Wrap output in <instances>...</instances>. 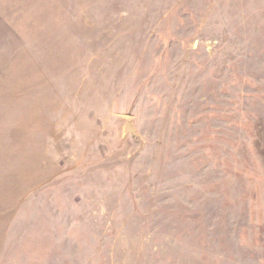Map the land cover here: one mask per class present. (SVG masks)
Here are the masks:
<instances>
[{
  "label": "rangeland",
  "instance_id": "rangeland-1",
  "mask_svg": "<svg viewBox=\"0 0 264 264\" xmlns=\"http://www.w3.org/2000/svg\"><path fill=\"white\" fill-rule=\"evenodd\" d=\"M0 264H264V0H0Z\"/></svg>",
  "mask_w": 264,
  "mask_h": 264
},
{
  "label": "water",
  "instance_id": "water-1",
  "mask_svg": "<svg viewBox=\"0 0 264 264\" xmlns=\"http://www.w3.org/2000/svg\"><path fill=\"white\" fill-rule=\"evenodd\" d=\"M126 131H130V128H129V126H128V125L126 126Z\"/></svg>",
  "mask_w": 264,
  "mask_h": 264
}]
</instances>
